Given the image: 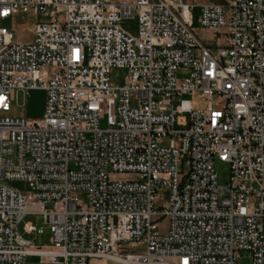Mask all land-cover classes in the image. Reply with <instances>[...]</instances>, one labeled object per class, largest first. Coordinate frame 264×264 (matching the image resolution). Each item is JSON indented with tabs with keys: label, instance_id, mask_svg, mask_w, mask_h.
<instances>
[{
	"label": "built area",
	"instance_id": "obj_1",
	"mask_svg": "<svg viewBox=\"0 0 264 264\" xmlns=\"http://www.w3.org/2000/svg\"><path fill=\"white\" fill-rule=\"evenodd\" d=\"M19 14L40 19L27 43L0 28V181L29 191L0 182V264H264V0H0ZM35 90L41 120L3 116Z\"/></svg>",
	"mask_w": 264,
	"mask_h": 264
},
{
	"label": "rangeland",
	"instance_id": "obj_2",
	"mask_svg": "<svg viewBox=\"0 0 264 264\" xmlns=\"http://www.w3.org/2000/svg\"><path fill=\"white\" fill-rule=\"evenodd\" d=\"M112 2H118L120 0H110ZM127 2L131 3L134 0H126ZM187 1H193L196 5H201L208 0H187ZM217 4H221L223 0H213ZM199 17V8H196L192 11L190 15H188L187 20L189 26L194 31V34L196 37L203 42H209L211 41L212 44H215V41H217L218 44L222 43V40L219 37V34L209 32L206 30H202L198 27L197 21ZM40 18H33L27 15L19 14L14 20L8 18L6 20L0 21V28H5L7 30H10L13 32L16 42L19 43H27L32 40V32L30 30V27L33 23L36 21H39ZM122 29L126 30L127 32L134 35L136 33V27L137 22L136 19H129L125 20L121 23ZM195 57H198V54L195 53ZM125 70H113L110 73V80L111 83H113L115 86H122L124 82V78L126 76ZM185 74L182 72H179L178 78L182 79L184 78ZM194 107L196 108H202L203 104L201 101L194 99ZM44 111H45V94L43 91L35 90L31 91L29 94V97L26 100H23L22 95L19 94L17 96V99L12 103L10 111L3 116H7L9 118H21L28 121H39L44 117ZM100 128L104 129L105 122L100 123ZM214 170L218 176V183L220 186H224L228 181L229 176V167L224 164L220 163L217 160H214ZM111 180H128L133 179L132 176L128 175H120V174H112L110 175ZM4 185L11 187L13 189H16L22 193H25L29 191L28 186L19 181H0ZM79 200H84V197L82 195L78 196ZM31 222L35 224L38 227L43 228V235L39 236H30L27 237L28 239L32 240L36 247H46L48 245V237H49V229L47 226L43 225V221L41 217L33 214H28L22 221V223L19 226V231L21 233V227L23 223ZM160 226H165V221L160 222ZM31 257V256H30ZM27 258V257H26ZM37 260L32 258L26 259L25 264H36ZM251 260L246 252L240 253V258L237 260L236 264H250Z\"/></svg>",
	"mask_w": 264,
	"mask_h": 264
},
{
	"label": "crops",
	"instance_id": "obj_3",
	"mask_svg": "<svg viewBox=\"0 0 264 264\" xmlns=\"http://www.w3.org/2000/svg\"><path fill=\"white\" fill-rule=\"evenodd\" d=\"M22 228V227H21ZM21 230V233L23 234V236H24V238L25 239H27V240H29V241H31V242H33L32 240H30V239H28L27 237H30V236H39V235H35V234H32V235H28V234H25V233H23L22 232V229H20ZM44 234V233H43ZM42 234V235H43ZM34 244V243H33ZM49 244H50V236L48 237V245L47 246H49ZM35 245V244H34ZM40 247V246H39ZM30 258H31V260H32V258H34V259H36L37 260V263L36 264H44V263H42L37 257H27L26 259H29L30 260ZM25 259V260H26ZM88 264H119V263H116V262H113V261H108V260H91Z\"/></svg>",
	"mask_w": 264,
	"mask_h": 264
}]
</instances>
